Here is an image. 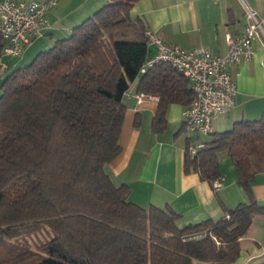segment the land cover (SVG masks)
Instances as JSON below:
<instances>
[{
    "label": "trees",
    "instance_id": "trees-1",
    "mask_svg": "<svg viewBox=\"0 0 264 264\" xmlns=\"http://www.w3.org/2000/svg\"><path fill=\"white\" fill-rule=\"evenodd\" d=\"M138 0L106 3L70 33L13 69L0 83V264H234L256 215L252 191L264 172V113L213 133L195 154L184 149V172L213 185L225 151L246 201L217 220L184 227L169 207L143 208L114 184L105 166L120 152L124 95H155L154 129L168 105L188 106L189 80L170 63L146 66L149 46ZM135 39H123L125 37ZM4 40L0 34V58ZM44 230L45 238H27ZM200 237H191L194 234Z\"/></svg>",
    "mask_w": 264,
    "mask_h": 264
},
{
    "label": "crops",
    "instance_id": "crops-1",
    "mask_svg": "<svg viewBox=\"0 0 264 264\" xmlns=\"http://www.w3.org/2000/svg\"><path fill=\"white\" fill-rule=\"evenodd\" d=\"M29 2L32 0H15ZM46 1V0H36ZM264 18V0H244ZM106 0H56L47 12L48 27L35 35L20 56L2 55L5 67L0 81L33 54L66 37L71 29L91 16ZM146 28L155 31L169 44L190 49L203 46L213 53L226 51V35L238 37L246 19L242 0H138L130 10ZM155 55L149 47L147 60ZM264 35L253 41L249 60L229 66L236 84L234 104L230 111L212 120L208 134L190 132L184 124V106L168 105L166 123L154 129L158 97L145 94L137 98V81L126 91V106L119 135V154L105 166L114 184L129 187L128 198L143 208L169 207L179 214L177 225L184 227L206 219L217 220L226 210L246 201L244 189L237 183L233 164H222V183L218 188L183 169L186 145L210 139L215 132L227 130L235 122L256 120L264 113ZM3 80V79H2ZM225 161V159H224ZM252 191L264 205V172L256 175ZM194 264H207L199 260ZM234 264H264V215H256L248 234L242 238L240 254Z\"/></svg>",
    "mask_w": 264,
    "mask_h": 264
},
{
    "label": "built area",
    "instance_id": "built-area-1",
    "mask_svg": "<svg viewBox=\"0 0 264 264\" xmlns=\"http://www.w3.org/2000/svg\"><path fill=\"white\" fill-rule=\"evenodd\" d=\"M55 1L0 0V34L5 42L2 55L19 56L23 53L32 43L35 35L49 26L47 12ZM242 3L246 19L244 30L235 38L230 34L226 35L227 47L223 54L213 53L203 46L186 49L169 44L155 31L145 28L146 43L154 47L155 55L146 61L141 71L143 72L146 66L156 61H165L189 80L194 98L184 108V124L190 132L210 133L214 117L231 110L236 94V84L229 66L249 60L253 55V41L259 35H264V18L244 0ZM4 67L5 64L0 62V71ZM143 97H145L144 93H137L138 100ZM204 145L202 141L189 144L188 150L191 154H195ZM222 179L220 177L214 180L213 187L218 188ZM201 235V233L194 234L191 237Z\"/></svg>",
    "mask_w": 264,
    "mask_h": 264
},
{
    "label": "rangeland",
    "instance_id": "rangeland-1",
    "mask_svg": "<svg viewBox=\"0 0 264 264\" xmlns=\"http://www.w3.org/2000/svg\"><path fill=\"white\" fill-rule=\"evenodd\" d=\"M123 39H129V40H133V39H135L134 37H125V38H123ZM150 48H151V46H149ZM49 48V46L47 47V48H45V49H48ZM26 50V49H25ZM25 50L23 51V53L25 52ZM36 54H33V56H31L30 58H28V60H26V61H24L22 64H20L19 66H25V65H27V64H29L31 61H32V59H33V57L35 56ZM10 56H12V55H10ZM20 56V55H19ZM3 79V78H2ZM2 79H1V81H2ZM1 81H0V83H1ZM134 82V81H133ZM133 82H131L130 83V86L133 84ZM0 95H1V89H0ZM233 127V125L232 126H230L228 129H231ZM224 159H225V161H224ZM222 160V164H224V166H226L225 164L227 163L228 164V162H229V164H233L232 163V160H231V158H230V156L225 152V151H221V152H219L218 153V162H219V165H220V161ZM45 234H46V232L44 231V230H42L41 232H39L38 234H32L31 236H29L28 238H27V240L29 241V243H30V245L31 246H33L36 242H38L39 240H41V239H44L45 238Z\"/></svg>",
    "mask_w": 264,
    "mask_h": 264
}]
</instances>
